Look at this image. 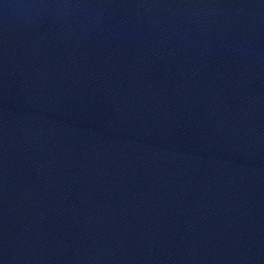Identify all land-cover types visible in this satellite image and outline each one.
<instances>
[{"label": "water", "instance_id": "water-1", "mask_svg": "<svg viewBox=\"0 0 264 264\" xmlns=\"http://www.w3.org/2000/svg\"><path fill=\"white\" fill-rule=\"evenodd\" d=\"M0 264H264V0H0Z\"/></svg>", "mask_w": 264, "mask_h": 264}]
</instances>
